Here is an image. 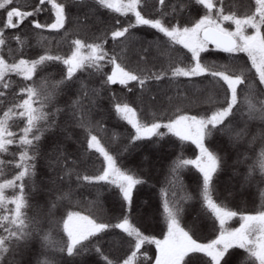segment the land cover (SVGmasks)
Instances as JSON below:
<instances>
[{
	"label": "snow or ice",
	"instance_id": "1",
	"mask_svg": "<svg viewBox=\"0 0 264 264\" xmlns=\"http://www.w3.org/2000/svg\"><path fill=\"white\" fill-rule=\"evenodd\" d=\"M101 9L113 16L96 34ZM0 13V264H264V0L243 12L231 0H0ZM142 28L183 53L157 66L152 41L135 47ZM44 31L63 32L67 50L33 51L31 35L44 41ZM212 52L231 59L206 61ZM199 79L216 95L190 99L180 81ZM113 116L131 131L109 135ZM186 143L194 158L161 151ZM157 160L156 203L141 201ZM229 160L239 188L255 182L258 208L230 207L236 188L217 191ZM185 169L192 196L179 195ZM104 191L114 215L93 211ZM150 217H162L154 235Z\"/></svg>",
	"mask_w": 264,
	"mask_h": 264
},
{
	"label": "trees",
	"instance_id": "2",
	"mask_svg": "<svg viewBox=\"0 0 264 264\" xmlns=\"http://www.w3.org/2000/svg\"><path fill=\"white\" fill-rule=\"evenodd\" d=\"M21 3L25 4H34L37 2V0H20ZM231 3L235 9L240 10L241 12L246 10V5L248 3V0H231ZM82 11H77L76 8L72 9V15L73 17L77 15H82ZM101 16L99 18V22H93L90 21V27L91 31L99 34V32L105 27L107 23L110 22V18L113 16L112 13L105 12L103 9L100 10ZM2 15V13H0ZM39 18L41 20H44L46 17L44 15H41L40 17H33L32 19ZM123 20L124 18L121 17ZM68 29L70 32H75L77 30V25L74 22H70L69 25H67ZM7 35V34H6ZM43 36L46 37V40L44 41H39L38 38L32 34L31 35V43L34 46L33 51H43L44 48H49L53 50L54 52L59 49L60 51H66L67 46L63 43V32L61 33H55V32H48L44 31L42 33ZM136 39L140 42L135 45L136 49L139 50L142 44L147 43L149 41H152L154 44V47L152 49V56H154L156 59L153 61L154 63L157 64V66L163 65L164 67H167L168 64L170 63V57L174 59L177 55H180L183 53V49H179L178 52L172 53L169 52L168 49L164 48L163 45H160L157 47L156 45L160 44L159 41H157L156 37L151 34V30L147 28H142L138 29L136 31ZM109 48H111V42L108 45ZM204 59L208 62L215 61L217 63H225L228 62L231 58L224 53H215L212 52L211 54H206L204 56ZM246 56L243 54H239L237 57V63H243L246 60ZM110 71V69H107ZM47 71L50 72H57L58 71V66L57 67H50ZM57 79L59 78L58 76L56 77ZM181 85L184 87H187V96L190 99H200L204 100L209 96H215L217 93V89L213 87L212 84L208 82L206 79H199L197 81H194L192 83H188L186 81L181 80L180 81ZM243 87V86H242ZM114 90L120 91V86H114ZM184 88H181V91L183 92ZM175 92V88H173L172 92L169 94H173ZM245 95H249V98L251 99V95L248 93V91L245 89L241 92L240 99L243 100ZM102 103L107 104V101H102ZM148 104V97L145 96V106ZM207 105H203L202 107H206ZM243 107L247 108V105H243ZM202 110V108H201ZM99 119V116L96 117ZM106 127L109 129V135H111L112 132H116L118 134H126L128 131H131L130 126L126 125V123L121 122L117 120L114 116L112 117L111 120H108L105 122ZM117 139H121V137L117 136ZM75 145L70 149V151L75 150ZM183 149V154L185 158H194L193 153L195 152V146L191 144H184V145H178L175 149L169 147L168 145H165L161 151L163 153H170V152H175V155H180V150ZM151 151V149H149ZM259 152V147H257V153ZM172 159H175V156L172 157ZM168 163H171V160L167 161ZM254 160H250L249 163H253ZM232 164V161H228V166H226L225 170L220 173L219 178L216 182V188L218 192H224L225 189H228L229 186L232 188L237 187V178L229 177L230 174L232 173V168L230 167ZM134 166V165H132ZM162 167V161L157 160V167L153 171L152 176L153 179L148 180V184L141 186V201L145 200H151L153 203H156V194L152 190L149 189L148 185H153L155 189L158 191L160 185L156 183L155 177L160 176V169ZM247 165L242 166V168H246ZM7 172V169H5ZM42 174H43V169H42ZM195 173L193 171H189L188 169H185L182 173V180L184 183V188L185 191L179 192L180 196H192L195 195V189H196V183H195ZM143 179H147V177H141ZM160 179H163L162 176H160ZM228 179L232 181V184L228 183ZM229 185V186H228ZM232 185V186H231ZM237 192L240 194L236 197L235 200H232L229 198L228 204L230 207L235 208L237 205L240 207V209L243 210H251L252 208H258L259 205L261 204L260 196H259V191L257 190L255 182L252 183L251 187H245L241 189L240 191L236 188ZM84 199L86 201H94L96 199V192L92 191V194L89 195L88 191H85L84 193ZM100 207H96L93 209L94 213L98 216H105L107 215H114L115 210L113 208V198L106 192L101 193V199H100ZM188 205V210L192 211L193 210V205L195 204V208H199V204L195 203L194 201H186ZM149 213L151 214L154 209H149ZM162 212V208L160 209ZM147 223L150 225L148 234H157L159 232V227H157L158 223L162 224V217L159 221L156 219L149 218ZM206 227L202 230L203 234L205 236H210L214 235L212 233V222L210 220L205 221ZM239 225L238 219H234L233 221L229 222V227H237ZM218 227V225H217ZM159 238V237H158ZM58 239V237L53 234V240L55 241ZM150 251L154 252V246H148ZM53 256H58V253H55L53 250L52 252ZM91 261V258H89Z\"/></svg>",
	"mask_w": 264,
	"mask_h": 264
},
{
	"label": "rangeland",
	"instance_id": "3",
	"mask_svg": "<svg viewBox=\"0 0 264 264\" xmlns=\"http://www.w3.org/2000/svg\"><path fill=\"white\" fill-rule=\"evenodd\" d=\"M229 177H231V178L233 177V179H234V176L232 175V173L230 174ZM230 182H231V184H232V181H230V179H228V183H229V184H230ZM228 186H229V185H228ZM231 186H232V185H231ZM229 188H232V187L229 186ZM236 188H237L239 191L241 190V188H239L238 185H237ZM150 218H151V217H150ZM238 226H239V225H238ZM238 226H237V227H238Z\"/></svg>",
	"mask_w": 264,
	"mask_h": 264
}]
</instances>
